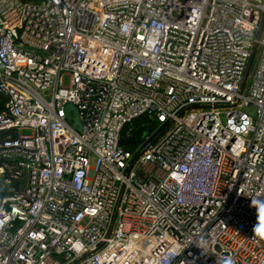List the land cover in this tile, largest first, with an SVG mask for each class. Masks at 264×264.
<instances>
[{"label": "built area", "instance_id": "1", "mask_svg": "<svg viewBox=\"0 0 264 264\" xmlns=\"http://www.w3.org/2000/svg\"><path fill=\"white\" fill-rule=\"evenodd\" d=\"M0 95V264H264V0H0Z\"/></svg>", "mask_w": 264, "mask_h": 264}, {"label": "water", "instance_id": "2", "mask_svg": "<svg viewBox=\"0 0 264 264\" xmlns=\"http://www.w3.org/2000/svg\"><path fill=\"white\" fill-rule=\"evenodd\" d=\"M254 56H255V52L253 53L252 58L250 60V63H249V66H248V69H247V72H246V75H245V80H244L243 83H245V81L247 79V76H248V73L250 71L252 62L254 60ZM66 110L67 111H69V110L73 111V108L71 106H68L66 108ZM66 113H67V118L70 119L69 112H66ZM74 123H76V121H74ZM140 124H147L149 131L151 130V128L154 125V123L150 120V118L147 115H140V116L132 119L129 123L125 124L122 127V129L120 130V132H119L118 143H119L120 146L131 148V147H133L136 144V139L133 138V137H128L127 133L131 129H134V130L138 129Z\"/></svg>", "mask_w": 264, "mask_h": 264}, {"label": "rangeland", "instance_id": "3", "mask_svg": "<svg viewBox=\"0 0 264 264\" xmlns=\"http://www.w3.org/2000/svg\"><path fill=\"white\" fill-rule=\"evenodd\" d=\"M255 60H256V58H255ZM255 60H254V62H255ZM253 67H254V64L252 65V68H253ZM251 71H252V70H251ZM248 83H249V81L247 80V82H246V88H247V86H248ZM251 111H252V110H251ZM146 130H147V127H144V128L140 127V128H138L137 130H134V131L132 132V134H133V136H135V137H139L140 135L144 134ZM21 135H29V132H28V131H22V132H21Z\"/></svg>", "mask_w": 264, "mask_h": 264}, {"label": "trees", "instance_id": "4", "mask_svg": "<svg viewBox=\"0 0 264 264\" xmlns=\"http://www.w3.org/2000/svg\"><path fill=\"white\" fill-rule=\"evenodd\" d=\"M21 1H23V2H25V3H37V2H39L40 0H21ZM254 64V61L252 62V65ZM252 65H251V69H252ZM3 108H4V99H3V97L0 95V112L3 110ZM5 136V134L4 133H1L0 134V139H2L3 137Z\"/></svg>", "mask_w": 264, "mask_h": 264}]
</instances>
